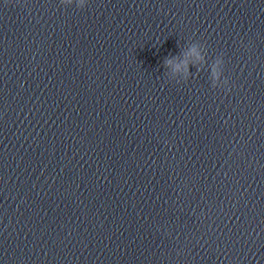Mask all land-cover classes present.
<instances>
[{"label": "water", "instance_id": "95a60500", "mask_svg": "<svg viewBox=\"0 0 264 264\" xmlns=\"http://www.w3.org/2000/svg\"><path fill=\"white\" fill-rule=\"evenodd\" d=\"M0 264H264V0H0Z\"/></svg>", "mask_w": 264, "mask_h": 264}, {"label": "clouds", "instance_id": "9594fccd", "mask_svg": "<svg viewBox=\"0 0 264 264\" xmlns=\"http://www.w3.org/2000/svg\"><path fill=\"white\" fill-rule=\"evenodd\" d=\"M88 2L89 0H63L64 5L71 6L75 4L81 9L85 8ZM186 57H195L197 61L202 60L199 50L195 47L189 50V52L186 54ZM166 63H167V66L170 67L174 73H186V70L188 68L187 60L182 62L178 58H175V57L168 60ZM219 77H220L219 65H217V69L215 72V78L219 79Z\"/></svg>", "mask_w": 264, "mask_h": 264}]
</instances>
